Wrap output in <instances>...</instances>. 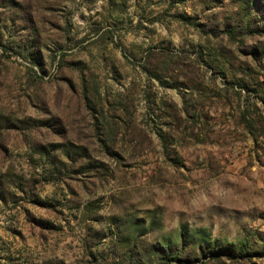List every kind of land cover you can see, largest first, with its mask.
I'll list each match as a JSON object with an SVG mask.
<instances>
[{
    "label": "rangeland",
    "instance_id": "1",
    "mask_svg": "<svg viewBox=\"0 0 264 264\" xmlns=\"http://www.w3.org/2000/svg\"><path fill=\"white\" fill-rule=\"evenodd\" d=\"M0 264H264V0H0Z\"/></svg>",
    "mask_w": 264,
    "mask_h": 264
}]
</instances>
